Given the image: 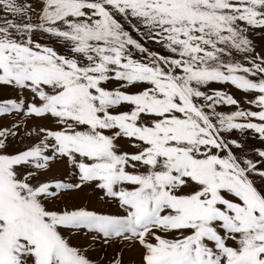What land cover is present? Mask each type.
Returning <instances> with one entry per match:
<instances>
[{
  "label": "snow or ice",
  "instance_id": "obj_1",
  "mask_svg": "<svg viewBox=\"0 0 264 264\" xmlns=\"http://www.w3.org/2000/svg\"><path fill=\"white\" fill-rule=\"evenodd\" d=\"M255 36L264 0H0V264H264Z\"/></svg>",
  "mask_w": 264,
  "mask_h": 264
},
{
  "label": "rangeland",
  "instance_id": "obj_2",
  "mask_svg": "<svg viewBox=\"0 0 264 264\" xmlns=\"http://www.w3.org/2000/svg\"><path fill=\"white\" fill-rule=\"evenodd\" d=\"M132 35L134 36V38L139 39V37L137 36L136 33H132ZM254 41L257 45V51H261L262 47H264V40H261V38L259 36H255L254 37ZM43 42V41H42ZM143 43V41H141ZM146 47H149L150 49H153L155 51L158 52H162V49L156 45L154 42H149L145 45ZM112 87L116 86V82H112V84L110 85ZM214 87H218V88H223L224 90L228 91L229 93H231L233 96H235L237 99L241 100L242 106L243 107H249V105H247L246 103L243 102V97L244 94L235 90L234 88H232L231 86H227V85H214ZM0 95H15L14 92H12L11 90H8L7 92L4 93H0ZM221 110L223 111H231L232 109L228 108V107H222ZM255 110V109H254ZM7 122V121H6ZM30 123H47V122H42V121H30ZM234 135H239L238 133L234 134ZM245 135H247L249 137V143L250 144H256L257 146H259V141L257 140H253L251 138V134L250 133H246ZM243 138V137H241ZM97 207H100L99 205H96ZM114 248H109L108 249V255L111 256L113 254ZM99 255V253H93V256ZM124 259L126 261L128 260H136L137 262L139 261V254H138V250H131V251H126L124 253Z\"/></svg>",
  "mask_w": 264,
  "mask_h": 264
}]
</instances>
